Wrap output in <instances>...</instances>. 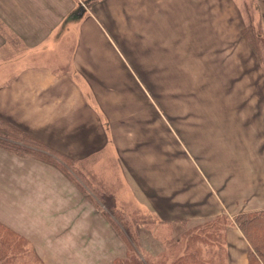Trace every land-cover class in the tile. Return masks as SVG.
I'll use <instances>...</instances> for the list:
<instances>
[{"label":"rangeland","instance_id":"1","mask_svg":"<svg viewBox=\"0 0 264 264\" xmlns=\"http://www.w3.org/2000/svg\"><path fill=\"white\" fill-rule=\"evenodd\" d=\"M103 1L78 0L79 18L88 13L93 5ZM214 1V15L211 12L208 19L205 15L206 6L200 5L198 20L191 19L197 15V3L190 6L179 2L174 6L176 12L166 15L163 14V0H109L100 4L98 10L110 20L114 27L112 31H121L114 33L117 41L128 45L130 42H143L144 37L149 35L147 39L154 46L151 54L153 61H160L167 67L172 61L181 64L175 81L172 79L170 84L171 89L176 90L177 101L169 102L168 107L183 114L184 138L190 148L193 143L207 146V139L213 131V109L227 111L226 116L228 115L231 123L225 129L223 139L211 142L210 138V147L201 152L207 154L209 149L210 155L214 157L215 154L217 159H222L226 170L228 168L235 171L241 170L248 158L264 164V146L257 149L259 143L255 140L256 137L264 140V44L261 43L259 48L258 42L252 45L249 39H244L241 35V32H247L248 38L254 35L248 32L250 26L257 35H261L262 31L256 21V0H232V9H229L226 0ZM56 2L62 4L65 0ZM73 15L76 17V13ZM40 16L47 20L48 10L43 2L40 3ZM65 29L59 37L56 36L59 41L56 43L54 61L49 64L51 66L61 62L63 67L69 59L75 34L69 28ZM167 29H177L179 31L173 33L181 36L174 37L176 43L156 45L153 41L168 38L161 35ZM193 32L199 37L188 36ZM258 40L264 42L262 38ZM244 47L248 50L247 54L244 53ZM6 48H0V62L5 59L13 60L25 51L23 46L10 41V37ZM58 49L61 50L60 53ZM45 59L47 57L39 58ZM57 69L59 68L53 70ZM152 89L158 95L159 85H153ZM252 115L254 116L251 117ZM2 118L8 121L5 117ZM250 120L262 124L261 135L259 128L249 127ZM176 123L178 126L181 124V117ZM41 152L45 153L46 150ZM95 152L84 159L78 157L82 162L81 167L72 164L70 168H66L68 173L80 172L88 190L79 189V179L76 176L77 181L70 180L54 167L52 168L66 180L56 181V186L51 190L45 188L51 184L50 180L44 182L39 177L29 178L32 173L29 167L44 163L21 152L19 155L14 151L8 152L0 146V221L22 234L27 242H24L26 245H23L22 251L16 249L17 257L9 264H41L33 255L43 264H113L112 261L121 257L124 252V235L132 240L142 264L173 262L178 249L186 243V234L182 235L181 231L192 223L159 222L137 191L132 189L134 198L131 196L127 182H113L118 164L112 148L107 146ZM84 171H87V177L84 176ZM251 176L256 178L255 175ZM245 178L242 173L241 183L233 182L229 190L230 200H238L239 192H244L247 188L245 197L251 193L256 194L255 197L245 198L248 204L263 203L258 206L263 209L251 211H264V186H261L264 178L254 186L249 181L246 184ZM100 201L104 205L101 208H104L110 218L104 217L100 209L97 211L95 202L101 205ZM223 214L231 222L238 212L231 216ZM201 229H196L193 234L202 242L191 243L188 248L197 249L203 260L211 264H225L218 256L220 254L223 257L225 250L229 253L226 261L228 264H247L237 249H231L228 244L222 245V239L217 238L219 244L221 240V245H217L213 243L216 239L213 236L206 238L201 234L199 237ZM236 231L242 245H247V240L239 230ZM230 235L232 234L227 235L226 239L232 242L234 239ZM207 239L210 241L204 242ZM11 247V242L0 241V257L5 258L4 255Z\"/></svg>","mask_w":264,"mask_h":264},{"label":"crops","instance_id":"2","mask_svg":"<svg viewBox=\"0 0 264 264\" xmlns=\"http://www.w3.org/2000/svg\"><path fill=\"white\" fill-rule=\"evenodd\" d=\"M108 1L96 3L79 18L78 0L62 4L56 0H0V48L7 49L10 37L25 49L21 56L0 62V117L70 157L84 159L110 146L118 164L113 182H127L131 196L132 189L137 191L159 222L169 224L263 209L258 207L263 203L248 204L245 198L256 194L245 197L247 188L239 192L238 200H230L229 193L233 182L241 183L242 173L246 184L249 181L254 186L262 181L263 162L248 158L241 170H226L222 159L210 155L209 149L207 154L201 152L211 142L223 139L231 123L227 111L213 109V131L207 146L193 143L190 148L184 138L183 114L168 107L169 102L177 101L176 90L170 84L181 64L172 61L167 67L153 61L154 46L147 39L149 35L143 42L128 45L117 41L114 33L121 31H112L110 20L98 10ZM226 1L230 9L232 0ZM41 2L48 10L47 20L40 16ZM179 2L190 6L197 3V15L191 18L194 20L199 19L200 5L206 6L208 19L211 12L215 13L214 0H163V14L175 13L174 6ZM255 12L263 36L264 0H256ZM65 28L75 34L69 59L63 67L61 62L51 66L59 41L56 36ZM177 31L167 29L161 33L167 39L153 42L176 43L175 38L181 36L173 33ZM188 36L198 35L193 32ZM243 49L247 54V48ZM40 56L47 59L39 60ZM156 84L158 95L152 89ZM249 127L259 128V135L263 131L262 124L255 120H250ZM255 140L259 143L257 149H261L264 140ZM29 169L30 179L51 181L46 189L52 190L56 181L66 180L45 164H33ZM234 229L230 232L242 245Z\"/></svg>","mask_w":264,"mask_h":264},{"label":"trees","instance_id":"3","mask_svg":"<svg viewBox=\"0 0 264 264\" xmlns=\"http://www.w3.org/2000/svg\"><path fill=\"white\" fill-rule=\"evenodd\" d=\"M248 32L251 34L253 33L254 35L248 38L247 32H241V35L244 39H249V42H251L252 45H255L258 42V47L261 43L264 44L263 41L258 40L261 38L264 40V35H257V32H255L251 26ZM251 47L253 48V46ZM0 130V146L3 149H6L8 152L14 151L17 155H19L18 153L21 152L23 154H26L27 156L37 159L45 165L54 167L55 169H59L61 173L70 180H76V176L79 179V189L83 190L84 188L85 190H88L87 183L84 182V177L80 176V172H75L72 174V172L68 173L66 169L70 168L72 164L81 167L82 162L78 160V158L72 156L70 157L56 151L55 149L46 145V143L40 141L31 134L22 131L17 125L8 122L2 117H0ZM42 150H46V152L42 153ZM81 172L83 173V170ZM84 176H88L87 171H84ZM95 204L97 210L100 209L99 211L104 217H106L107 219L110 218V216L106 212H104V208H101V205L98 202H95ZM201 221L202 223H198ZM187 222H191L192 225L188 226V228L185 227L186 229H183L181 231L182 235L186 234V243L183 245V247H180L178 249L179 252L173 257V262L171 264H211L209 261L207 262L199 256V251L197 249H191L190 247L188 248V245L191 243L198 241L199 243L202 242H200V240L196 238L195 233L193 234V232H195V230L199 228H202L201 233H199V237L204 235V237L206 238H211L210 236H213L216 238L213 243L217 245H221V240L219 244L217 238L222 239V245L228 244L230 245V247H232L231 249H237L240 252L241 258L242 255L244 256L247 264H264V211L239 212L236 216L233 217V220L231 222L227 219L226 215L219 214L212 218L210 217L197 220L183 219L177 221L176 223L173 222L169 224H183ZM226 227L228 228L225 229ZM233 228H235L234 230H239V232L247 240V245L245 243V245H241L240 241H238V237L233 236V234L229 237H232L234 241L230 242L226 239V236L231 234L230 231ZM206 229H208V232ZM188 231H190L191 233H188ZM223 233L225 234L224 238ZM124 239V252L122 253L121 257L115 258L112 263L142 264V259L137 256L139 255V253L133 247L132 240L128 239V235H124ZM200 239L202 240V238ZM3 240L9 241L13 244V247L9 249V252L4 255L5 258L0 257V264H9L10 262L12 263L13 259L17 257L16 249L22 251V248L24 249L23 245L25 246L27 242L22 234H18L13 228L0 221V241L2 242ZM209 241L210 240L207 239L204 242ZM31 249L34 251L33 247H31ZM228 254L229 253L225 250H223V257L218 254L219 259H223V263L225 262V264H228L226 262ZM33 256L39 263L43 264V262H41L36 255Z\"/></svg>","mask_w":264,"mask_h":264}]
</instances>
